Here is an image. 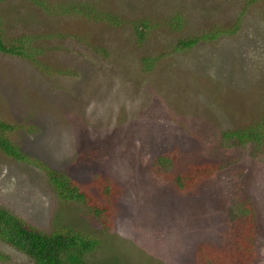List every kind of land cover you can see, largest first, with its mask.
<instances>
[{"label": "rangeland", "instance_id": "1", "mask_svg": "<svg viewBox=\"0 0 264 264\" xmlns=\"http://www.w3.org/2000/svg\"><path fill=\"white\" fill-rule=\"evenodd\" d=\"M0 22L30 52H0V121L22 156L0 150L1 208L96 239L90 264H264V139L223 138L264 114V0H4ZM47 169L110 202L112 226L59 198ZM30 262L0 240V264Z\"/></svg>", "mask_w": 264, "mask_h": 264}, {"label": "trees", "instance_id": "2", "mask_svg": "<svg viewBox=\"0 0 264 264\" xmlns=\"http://www.w3.org/2000/svg\"><path fill=\"white\" fill-rule=\"evenodd\" d=\"M4 1V0H0ZM33 1V0H32ZM256 1V0H251ZM76 6H69L65 9L66 13L83 14L88 16L90 13L89 8ZM99 15V16H98ZM100 19V16L109 18L113 24H118V19L113 16H107L102 14H95L94 17ZM95 17V19H96ZM144 25V24H143ZM141 30H137V34L140 38L146 36L147 25L141 26ZM234 30H218L215 33H207L194 37L192 39L178 40L176 44V50H181L186 47L192 46L200 38L205 39L207 37H214L219 33H232ZM1 22H0V52L7 55H17L20 57H27L30 52L25 47L27 43L19 42L18 44H8L3 36ZM12 129L10 124H6L0 121V150L7 156L14 157L15 159H22L16 149V145L13 144L7 132ZM223 138L227 141L234 140L237 145H259L262 144L264 139V114L261 115L259 122L255 126L243 127L236 131H226L223 133ZM212 172L211 168H205L204 166L197 167L191 170L188 174H175L172 176L176 187L185 188L187 183L196 184L197 181L206 177V174ZM47 177L53 186L54 191L59 198L70 199L74 202L80 203L86 206L93 216L103 224L105 228L112 226L110 221L111 211L110 202L103 205L98 202L88 192L80 188L74 181L67 176L47 169ZM110 193L108 190L106 192ZM248 232V231H247ZM249 236L246 237L247 242L253 241V231L249 232ZM0 240L14 247L16 250L24 253L29 259L30 264H90L86 261V256L92 253L97 245V240L89 238L73 228L63 227L58 231H53L50 234H46L37 229L27 226L20 218L13 215L11 212L0 207ZM252 245L247 248L246 254L250 253ZM228 258V257H227ZM223 258V264H230L229 258ZM248 261V259H246ZM247 263V262H246ZM245 263V264H246ZM95 264H108V263H95ZM244 264V262H243Z\"/></svg>", "mask_w": 264, "mask_h": 264}]
</instances>
